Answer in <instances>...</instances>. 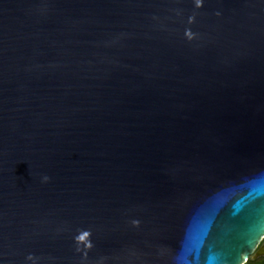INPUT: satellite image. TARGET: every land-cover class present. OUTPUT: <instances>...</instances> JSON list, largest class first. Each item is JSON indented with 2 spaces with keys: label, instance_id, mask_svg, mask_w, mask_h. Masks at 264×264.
I'll list each match as a JSON object with an SVG mask.
<instances>
[{
  "label": "water",
  "instance_id": "obj_1",
  "mask_svg": "<svg viewBox=\"0 0 264 264\" xmlns=\"http://www.w3.org/2000/svg\"><path fill=\"white\" fill-rule=\"evenodd\" d=\"M262 231L264 0H0V264H244Z\"/></svg>",
  "mask_w": 264,
  "mask_h": 264
},
{
  "label": "trees",
  "instance_id": "obj_2",
  "mask_svg": "<svg viewBox=\"0 0 264 264\" xmlns=\"http://www.w3.org/2000/svg\"><path fill=\"white\" fill-rule=\"evenodd\" d=\"M244 264H264V256H260L256 259H249Z\"/></svg>",
  "mask_w": 264,
  "mask_h": 264
},
{
  "label": "snow or ice",
  "instance_id": "obj_3",
  "mask_svg": "<svg viewBox=\"0 0 264 264\" xmlns=\"http://www.w3.org/2000/svg\"><path fill=\"white\" fill-rule=\"evenodd\" d=\"M260 234H264V231H262ZM259 235V234H258ZM258 238V236H253L251 238H249L246 243L248 244L249 247L254 246L256 239Z\"/></svg>",
  "mask_w": 264,
  "mask_h": 264
},
{
  "label": "flooded vegetation",
  "instance_id": "obj_4",
  "mask_svg": "<svg viewBox=\"0 0 264 264\" xmlns=\"http://www.w3.org/2000/svg\"><path fill=\"white\" fill-rule=\"evenodd\" d=\"M262 242H264V239L262 240Z\"/></svg>",
  "mask_w": 264,
  "mask_h": 264
}]
</instances>
